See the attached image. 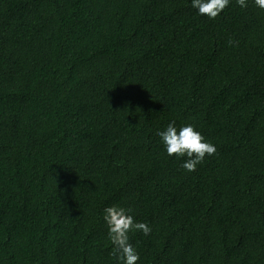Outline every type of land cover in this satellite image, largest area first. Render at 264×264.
I'll list each match as a JSON object with an SVG mask.
<instances>
[{
	"label": "trees",
	"instance_id": "obj_1",
	"mask_svg": "<svg viewBox=\"0 0 264 264\" xmlns=\"http://www.w3.org/2000/svg\"><path fill=\"white\" fill-rule=\"evenodd\" d=\"M216 145L195 171L156 131ZM264 264V10L191 0H0V264Z\"/></svg>",
	"mask_w": 264,
	"mask_h": 264
},
{
	"label": "clouds",
	"instance_id": "obj_2",
	"mask_svg": "<svg viewBox=\"0 0 264 264\" xmlns=\"http://www.w3.org/2000/svg\"><path fill=\"white\" fill-rule=\"evenodd\" d=\"M232 0H191V7L198 15H206L215 19ZM240 8H247L249 0H235ZM256 8L264 10V0H253ZM164 153L168 157L184 158L181 167L193 172L217 151L216 145L210 142L195 125L186 123L177 125L171 120L165 127L156 131ZM103 221L107 227L108 238L112 245V255L119 264H137L140 253L130 239V233L142 232L148 236L152 229L146 223L137 221L130 208L119 204H111L103 209Z\"/></svg>",
	"mask_w": 264,
	"mask_h": 264
}]
</instances>
